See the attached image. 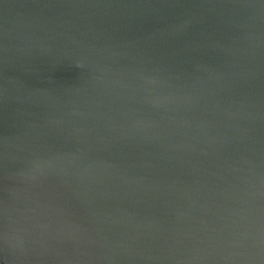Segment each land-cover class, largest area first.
<instances>
[{"label": "water", "instance_id": "obj_1", "mask_svg": "<svg viewBox=\"0 0 264 264\" xmlns=\"http://www.w3.org/2000/svg\"><path fill=\"white\" fill-rule=\"evenodd\" d=\"M0 264H264V0H0Z\"/></svg>", "mask_w": 264, "mask_h": 264}]
</instances>
